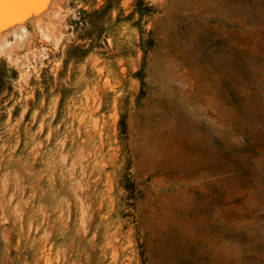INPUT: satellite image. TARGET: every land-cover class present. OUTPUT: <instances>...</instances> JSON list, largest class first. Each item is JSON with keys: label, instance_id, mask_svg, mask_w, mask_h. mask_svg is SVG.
<instances>
[{"label": "rangeland", "instance_id": "374dc122", "mask_svg": "<svg viewBox=\"0 0 264 264\" xmlns=\"http://www.w3.org/2000/svg\"><path fill=\"white\" fill-rule=\"evenodd\" d=\"M110 1L0 35V264H264V0Z\"/></svg>", "mask_w": 264, "mask_h": 264}, {"label": "bare ground", "instance_id": "6f19581e", "mask_svg": "<svg viewBox=\"0 0 264 264\" xmlns=\"http://www.w3.org/2000/svg\"><path fill=\"white\" fill-rule=\"evenodd\" d=\"M47 1L48 0H9V2H5L3 4V6L0 7V21H2L4 19H5V21H7L11 17L15 18V19L21 18L22 16L26 17L28 15V13L31 11L32 7H33V9H35L34 8L35 6L37 8L40 3L41 4L42 3H47ZM231 5L232 4L230 3V7H231ZM234 12H235V10H234ZM2 34H4V33H0V35H2Z\"/></svg>", "mask_w": 264, "mask_h": 264}, {"label": "water", "instance_id": "95a60500", "mask_svg": "<svg viewBox=\"0 0 264 264\" xmlns=\"http://www.w3.org/2000/svg\"><path fill=\"white\" fill-rule=\"evenodd\" d=\"M51 1L52 0H48L47 3H42V4L40 3L37 8H36V6L34 7L35 9H33V7H32V9L28 13V15L27 16L25 15L26 17L22 16L21 18H17V19L11 17L7 21H5V19L0 21V33L6 32V31L18 26L19 24L30 20L33 17L41 15L42 13H44L47 10ZM21 20H23V21H21Z\"/></svg>", "mask_w": 264, "mask_h": 264}, {"label": "trees", "instance_id": "16d2710c", "mask_svg": "<svg viewBox=\"0 0 264 264\" xmlns=\"http://www.w3.org/2000/svg\"><path fill=\"white\" fill-rule=\"evenodd\" d=\"M106 1V4L104 5V10H113V4L110 0H105ZM0 70H1V67H0Z\"/></svg>", "mask_w": 264, "mask_h": 264}, {"label": "snow or ice", "instance_id": "6c2138e0", "mask_svg": "<svg viewBox=\"0 0 264 264\" xmlns=\"http://www.w3.org/2000/svg\"><path fill=\"white\" fill-rule=\"evenodd\" d=\"M5 2H9V0H0V7H2Z\"/></svg>", "mask_w": 264, "mask_h": 264}]
</instances>
